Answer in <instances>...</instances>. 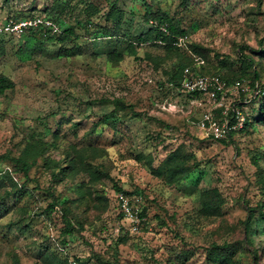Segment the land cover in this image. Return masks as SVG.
<instances>
[{"label":"rangeland","instance_id":"rangeland-1","mask_svg":"<svg viewBox=\"0 0 264 264\" xmlns=\"http://www.w3.org/2000/svg\"><path fill=\"white\" fill-rule=\"evenodd\" d=\"M52 1L0 0V18L53 15ZM87 1L94 6L90 10L86 1L70 0L69 9L59 14L63 22H57L77 26L81 20L76 28L80 54L67 56L52 44L34 49L26 37H3L0 72L14 87L0 94V153L17 157L34 136L46 140L55 134L58 147L49 149V159L63 158L71 145L97 148L95 162L104 163L114 180L104 178L93 185V195L101 198L78 201L77 189L87 184L85 177L54 181L50 171L57 167L47 168L43 158L28 176L16 174L26 190L0 207V263L48 264L45 255L53 252L73 264L76 256L95 251L106 259L118 258L119 264H208L206 248L212 243L238 241L244 247L236 255L238 264H264V228L259 227L251 243L246 235L248 207L264 195V120L227 142L205 136L198 121L210 102L202 96L200 103L167 85L169 73L179 67L176 54L154 44L151 35L137 48L140 59L127 53L115 63L108 59L109 40L94 33L100 25H110L104 14L114 1L125 13L123 26L130 36L153 27L145 20L147 11H164L187 31V41L205 49V57L200 56L208 69L231 76L256 69L264 83V0ZM94 9L99 11L89 16ZM243 47L255 64L249 66L240 54ZM253 92V86L250 93L231 91L225 104H237L248 114ZM117 97L132 103L137 114L129 112L117 127L101 124L92 131ZM178 148L193 153L195 168L171 183L155 169ZM3 165L15 168L11 158ZM114 182L142 198L141 209L147 213L138 231L130 230L117 202L108 198ZM8 187H1L0 199ZM213 188L222 194V214L204 215L200 192ZM57 195L69 198L74 234L64 232L67 222L60 205L48 210Z\"/></svg>","mask_w":264,"mask_h":264},{"label":"trees","instance_id":"trees-1","mask_svg":"<svg viewBox=\"0 0 264 264\" xmlns=\"http://www.w3.org/2000/svg\"><path fill=\"white\" fill-rule=\"evenodd\" d=\"M86 1L88 4L86 8L90 10L94 6ZM70 7V0H53L52 1V9L55 11L53 15H47L45 17L52 19L55 22L62 21L60 19V15L67 11ZM99 11L98 9H94L92 13H88L89 16H93V14ZM57 12V13H56ZM60 14V15H59ZM106 20L110 22L108 26H99L97 31L95 30V37L103 36L106 37L109 41V48L107 50L108 59L112 62H119L124 59L125 55L128 53L130 55H134L136 58H141L138 55V46L146 43L151 35L154 39V44H159L163 46L170 54H176L178 56V69L169 73L168 81H174L177 84L181 77L183 69L186 66H190L194 71L201 74H220L229 82H232L236 79H245L250 78L252 86L254 88V97L250 99L252 100V108L253 110L247 114V122L245 128L242 131H246L250 126H253L256 121L264 120V83L259 80V74L256 69L253 71H244L240 75L231 76L226 75L218 71H211L208 69L203 57L204 48H202L198 43L186 41L185 45H177L174 42L177 40L179 36H187V31L183 29L174 19L164 11H157L152 13L151 10L146 12L145 20L150 21L151 19H156L160 24L167 23L168 32L162 31L159 27L153 26L148 32L141 33L139 35H129V31L124 29V20L125 13L123 9L119 8L116 5V1L112 2L107 13L104 14ZM36 15L26 16L22 14H10L7 15L4 20H7L11 17L16 19H23L27 17H35ZM0 21L1 18H0ZM63 22V21H62ZM81 20L77 21V26L74 25H62L63 29L61 32H53L46 25H39L35 27H30L26 32L21 35V38L26 37V42H33L34 49H40L48 44L58 45L59 51H62L65 55L71 56L80 54L82 52V45L78 43L79 41V33H77L76 28L78 25L80 26ZM4 36H14L9 34H0V52L4 51V45H2ZM20 37V36H17ZM65 43H71L70 47H66ZM246 47L240 50V54L245 57L246 62L250 65L255 64V59L252 56H249L245 53ZM33 49L30 51L32 52ZM252 52L254 49H251ZM23 51V50H21ZM259 52V51H258ZM198 53L199 56L195 54ZM260 53H264L262 49ZM201 55V56H200ZM225 62V60L221 59V64ZM223 65V64H222ZM252 72V73H251ZM252 75V77H251ZM14 87V82L7 77L6 74L0 72V94L4 93V91L8 88ZM257 88L259 92L256 93ZM181 92V91H180ZM192 98H201L202 95L199 93L188 94ZM105 100V99H104ZM111 101V100H110ZM249 101V102H250ZM113 109L109 112H105L98 116V119L93 123V130L101 124H107L112 127H117L120 122L123 121L125 116L132 112L133 114H137L134 105L132 103H128L123 97L114 98L112 101ZM234 134L231 133L229 136L225 138H220L219 140L227 142V139H232ZM57 135L54 134L53 139H42V137L34 136L33 139L26 143L25 148L20 153L19 156L14 157L10 156L6 153H0V189L3 185H6L8 189L5 188V193L2 195L0 199V207L3 208L5 201L10 197L17 198V193L20 194L21 190L25 191V182L22 184L18 181L16 174L23 173L24 176H28L30 170L37 165L38 159L43 158L44 165L51 169L50 175L52 180H61L66 177H76L81 176L85 177L83 179V184L80 185L77 189L79 191V197L76 200L82 201L87 196L90 198L95 196V198H101V196L97 193V195H93L96 193V189L93 187L97 182L102 181L104 178H109L110 180H114L110 171L105 168L104 163L95 162L96 158L100 156L98 153L99 149L97 148H78L75 145H71V147L65 150L64 157L58 160L49 159L46 153L52 147L57 146ZM213 138V137H212ZM216 139V138H214ZM193 153L187 154L184 150L178 148L171 151L166 159L155 169L158 174H162L168 182H176L179 179L186 177L192 173L194 170V166L191 164V157ZM5 158H11L14 161L15 168L11 169L10 166H4L3 161ZM264 159V151L261 153V157ZM255 162H259V158H256ZM86 174V175H84ZM8 183V184H6ZM262 189L264 190V177L262 180ZM114 189L118 191H124L128 193V191L124 190L118 183L114 182ZM112 192V191H111ZM108 194V198L113 199L112 193ZM130 194V193H128ZM104 199H108L107 197H102ZM69 202V198L67 196L61 197V195H57L54 197L52 203H50L48 210L52 212L56 210L55 208L60 205L63 210H65V220H66V228L65 234H74L75 225L72 218H69V207H66V204ZM200 202L201 209L200 211L204 215L208 216H216L222 214V204L224 202L222 198V194L219 192L217 188L203 190L200 192ZM248 218L246 221V235L247 242H252L253 234L259 230V227L264 228V195L263 198L256 205H251L248 207ZM122 220L124 219V214L121 212ZM147 213L146 208L144 207L141 211V215H145ZM79 225L80 229H83L84 226L81 222L76 223ZM77 225V226H78ZM240 245V246H239ZM240 248H244L242 244L238 241H224L221 244L216 242L212 243L210 247L206 248L207 252V263L208 264H238L237 261V253ZM52 256V257H51ZM45 258L48 264H71L70 258H62L57 253L51 252L48 255H45ZM75 261L77 264H119L118 258L109 259L102 256L100 253L93 251L88 255V257L76 256ZM1 264V263H0ZM15 264H19L16 262Z\"/></svg>","mask_w":264,"mask_h":264},{"label":"built area","instance_id":"built-area-1","mask_svg":"<svg viewBox=\"0 0 264 264\" xmlns=\"http://www.w3.org/2000/svg\"><path fill=\"white\" fill-rule=\"evenodd\" d=\"M153 26L159 27L162 31L168 32L167 23H159L156 19L150 20ZM46 25L53 32H61L62 26L45 16L37 15L16 19L11 17L0 21V34L21 36L30 27ZM187 36H179L174 42L177 45H185ZM167 85L176 88L186 94L199 93L205 96L211 107L203 111L198 127L205 136L216 139L225 138L231 133H237L245 128L247 113L243 107L234 104L226 106L225 101L231 91L250 93L252 83L249 79H236L229 82L220 74H201L194 71L190 66L183 69L180 81H168ZM259 92L257 88L256 93ZM195 100H200L195 98ZM203 100H200L202 103ZM112 195L117 205L124 214V219L128 221L132 231H138L144 216L141 215L142 198L139 194H128L124 191L113 190ZM73 264H77L76 261Z\"/></svg>","mask_w":264,"mask_h":264}]
</instances>
